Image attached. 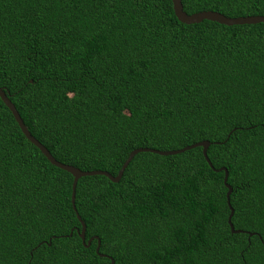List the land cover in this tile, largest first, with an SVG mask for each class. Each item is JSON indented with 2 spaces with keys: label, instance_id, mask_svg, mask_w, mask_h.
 Listing matches in <instances>:
<instances>
[{
  "label": "trees",
  "instance_id": "obj_1",
  "mask_svg": "<svg viewBox=\"0 0 264 264\" xmlns=\"http://www.w3.org/2000/svg\"><path fill=\"white\" fill-rule=\"evenodd\" d=\"M264 16V0H181ZM0 264H264V23L171 0H0ZM232 188V234L224 186ZM251 234V235H250ZM103 255L104 257H101Z\"/></svg>",
  "mask_w": 264,
  "mask_h": 264
},
{
  "label": "water",
  "instance_id": "obj_2",
  "mask_svg": "<svg viewBox=\"0 0 264 264\" xmlns=\"http://www.w3.org/2000/svg\"><path fill=\"white\" fill-rule=\"evenodd\" d=\"M172 2V7H173V12L175 17L177 18L178 21H180L183 24L186 25H191V24H198L204 20L207 21H212V22H216L220 25H225V26H233V25H251V24H258V23H264V16H249V17H239V18H227L221 14L215 13V12H211V11H204V12H199V13H195L192 15H187L184 10H183V6L181 3V0H171ZM0 99L2 101V103L5 105V107L10 111V113L12 114L15 122L17 123L20 131L22 132V134L24 135V137L32 144L34 145L36 148H38L40 150V152L44 155V157L55 167L69 173L72 177H73V182H72V187H71V204H72V209L74 210L76 217L79 221V223L81 224V231H77L83 246H85L86 248H89L91 245L92 240H97V246H96V253H98L99 251V247H100V241L98 240L97 237H92L91 239H89L86 243H85V224L84 222L81 220L80 216L77 214L76 212V208H75V190H76V185L77 182L80 178L82 177H90V176H104L106 178H108L112 183H118L120 181V179L122 178V175L125 171V169L127 168V166L129 165L130 161L133 159V157L135 155H137L138 153H142V152H149V153H154V154H158L160 156H170V155H177V154H181L185 151H189L191 149L194 148H202V155L205 159V161L207 162V164L209 165V167L211 169H213L212 164L210 163L208 157H207V150L210 146V143L208 141H201L198 143H195L193 145L184 147L182 149L179 150H173V151H159V150H155V149H149V148H139V149H135L133 150L128 158L126 159V161L123 163L122 167L120 168V170L118 171L117 175L115 177H113L112 175H110L109 173L105 172V171H81L75 167L69 166V165H65L62 164L58 161H56L52 155L48 152V150L42 145L40 144L28 131L27 127L24 125L20 115L18 114L15 106L12 104V102L9 100L8 96L6 95V93L4 92V90H2L0 88ZM217 171H223L224 172V179H223V183L224 186L227 189V193H226V202H227V206L229 208L230 214L228 216L227 219V223L229 225L230 231L232 234H239V233H243V231L240 230H235L234 226L231 222L232 216L234 214V210L232 209L231 205H230V195L232 193V188L227 184V179H228V172L225 168H221ZM251 235V234H250ZM101 257H104L103 255H100ZM114 261L112 259H110V264H113Z\"/></svg>",
  "mask_w": 264,
  "mask_h": 264
}]
</instances>
